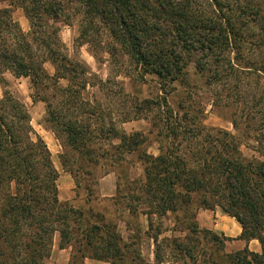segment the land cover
<instances>
[{"label": "trees", "instance_id": "16d2710c", "mask_svg": "<svg viewBox=\"0 0 264 264\" xmlns=\"http://www.w3.org/2000/svg\"><path fill=\"white\" fill-rule=\"evenodd\" d=\"M74 5L83 17V37L103 26L140 74L157 77L165 94L174 84L189 83L190 65L215 90L234 89L244 104L232 121L236 134L208 127L188 111L173 117L169 107L172 117L165 116L157 155L140 149L147 142L142 132L118 133L104 125L94 129L80 117L88 114L82 98L88 72L60 50L57 24ZM18 8L29 21L28 32L15 17ZM115 51L113 47L112 56ZM47 63L54 66L53 74L46 70ZM5 72L30 78L33 101L47 104L46 121L76 154L71 166L69 154H61V163L77 187L81 174L91 173L74 167L76 162L96 166L101 160L111 161L118 173L116 161L137 153L144 182L139 195L131 197L147 206L141 213L149 218L174 215L170 230L186 232L184 240L173 236L166 247L173 246L190 264H264V0H0V85L7 83ZM51 87L54 100L40 93ZM56 98L60 100L54 105ZM159 104L168 105L167 98ZM95 130L119 140L111 145L113 153L99 148ZM94 145L98 150L91 148ZM243 146L254 151L252 157L244 154ZM58 178L52 153L34 130L28 109L4 91L0 264H45L57 234L60 249L76 247L71 264H84L88 257L133 264L118 227L102 212L62 201ZM217 207L240 223L239 239L260 242V253L248 247L227 252L226 242L232 238L200 227L199 210ZM149 229L154 232L156 261L144 264H163L159 244L168 239L159 241L160 229L154 230L151 222Z\"/></svg>", "mask_w": 264, "mask_h": 264}, {"label": "rangeland", "instance_id": "374dc122", "mask_svg": "<svg viewBox=\"0 0 264 264\" xmlns=\"http://www.w3.org/2000/svg\"><path fill=\"white\" fill-rule=\"evenodd\" d=\"M72 7L67 9L63 16L64 22L57 24L60 28L59 37L62 44L60 50L88 72L86 78L89 85L82 91L88 114L80 117L92 123L94 129L104 125L106 130L115 127L118 133L142 132L147 136V142L140 149L154 155L159 154V139H161V133L165 131V116L172 117L169 108L173 111V117L177 115L181 117L183 112L188 111L190 115L196 114L199 120L208 127L221 128L236 134L232 121L240 114L244 104L242 103L243 98L234 89L228 86L226 90L223 88L215 90L206 83L204 77L196 72L194 65H190L188 68L189 83L174 84L165 94L160 88L157 77L140 74L122 47L103 26L100 25L101 28L92 30L87 38L83 37V17L76 11V5ZM15 17L22 29L28 32L30 30L29 21L21 8L16 9ZM113 47L118 49L115 51V56L111 55ZM45 68L50 74L55 72L54 66L50 63H47ZM4 77L7 83L0 85V94L9 91L26 106L34 130L46 142L52 153L54 166L59 173L57 184L60 199L69 200L74 206L86 211L102 212L107 222L118 227V231L127 244V256L133 264L156 261L154 232L149 229L150 222L154 225V230L160 229L159 241H162L164 237L168 239L159 244L162 245L160 252L163 256V264H190L180 252L176 253L173 246L166 247L167 244L171 245L173 236L184 240L186 234V232L174 233L170 230L174 226V215L149 218L141 213L142 209H147V206L131 197L139 195L140 187L144 182L143 165L138 154H124L122 161H116L115 167L118 173L111 169V161L101 160L96 166L76 162L74 167L80 165L84 171L91 173V175L82 173L77 187L75 177L67 172L61 163V154L72 156L70 166L74 163L76 154L66 145L65 137L58 138L51 124L46 121L47 104L43 101H33L35 91L30 78H16L10 72H5ZM62 83L67 84L65 81ZM248 88L253 90L252 86ZM40 93L54 100L55 90L52 87L48 90H41ZM232 93L233 99L229 97ZM218 96L220 98H217ZM162 97L167 98L168 105L159 104ZM57 99L54 105L60 100ZM76 112L77 110H74V113ZM95 133L99 138V148L102 147V151L113 153L115 147L111 145H117L119 140L113 134L101 136L98 131ZM91 148L98 150L97 145ZM242 150L248 157L254 154V151L246 146H243ZM108 174H112L118 183V192L116 191L114 196L103 195L100 190L99 183ZM131 208L136 211L131 212ZM75 251V246L60 249L57 234L50 257L45 264H71ZM84 264L110 263L88 257L84 260Z\"/></svg>", "mask_w": 264, "mask_h": 264}, {"label": "crops", "instance_id": "0c3cea01", "mask_svg": "<svg viewBox=\"0 0 264 264\" xmlns=\"http://www.w3.org/2000/svg\"><path fill=\"white\" fill-rule=\"evenodd\" d=\"M52 139V135H50ZM100 190L103 195L114 196L117 191V183L112 174H108L102 178L99 183ZM197 220L200 227L211 229L232 240L226 242V251L234 252L248 247L253 252L260 253L262 247L257 239L249 242L239 239L242 233L240 223L234 218L223 212L222 209L216 208L215 210L201 209L198 212Z\"/></svg>", "mask_w": 264, "mask_h": 264}]
</instances>
